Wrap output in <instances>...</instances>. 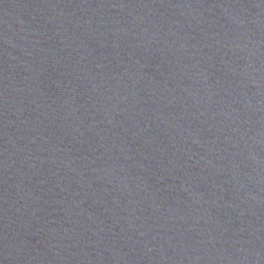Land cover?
Instances as JSON below:
<instances>
[{
	"label": "water",
	"instance_id": "1",
	"mask_svg": "<svg viewBox=\"0 0 264 264\" xmlns=\"http://www.w3.org/2000/svg\"><path fill=\"white\" fill-rule=\"evenodd\" d=\"M0 264H264V0H0Z\"/></svg>",
	"mask_w": 264,
	"mask_h": 264
}]
</instances>
